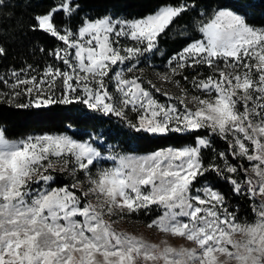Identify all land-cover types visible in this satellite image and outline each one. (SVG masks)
Instances as JSON below:
<instances>
[{
	"label": "snow or ice",
	"instance_id": "6c2138e0",
	"mask_svg": "<svg viewBox=\"0 0 264 264\" xmlns=\"http://www.w3.org/2000/svg\"><path fill=\"white\" fill-rule=\"evenodd\" d=\"M20 2L0 0V18L13 21ZM252 4L161 0L128 17L85 12L81 0H22L32 11L0 27V59L6 41L27 40L42 63L20 57L0 72V106H78L137 138L191 142L124 152L100 135L8 138L0 127V264H264V25L250 22ZM170 29L185 42L154 64ZM210 174L231 195L201 183ZM141 214L158 239L119 227Z\"/></svg>",
	"mask_w": 264,
	"mask_h": 264
},
{
	"label": "trees",
	"instance_id": "16d2710c",
	"mask_svg": "<svg viewBox=\"0 0 264 264\" xmlns=\"http://www.w3.org/2000/svg\"><path fill=\"white\" fill-rule=\"evenodd\" d=\"M50 0H40V7H47ZM161 0H81L85 12L99 14L106 8H112L113 11L128 17L141 16L149 12L160 4ZM207 2V0H202ZM241 9L244 6H239ZM40 10V9H37ZM32 9H26L22 5V0L15 8V19L11 22L0 18V27L9 29L10 23L15 26L17 22H27ZM250 22L256 25H264V0H253L252 6L248 9ZM62 19L60 15L56 16V21ZM190 19V14H185L177 21V24H183ZM73 25L76 20L72 21ZM191 34V32H190ZM19 35V33H16ZM35 38L45 47H53L55 41L40 33L29 34V39ZM9 46V56L0 59V72L5 71L9 65L20 66V57H26L30 63H42L39 53L33 58L30 55L28 41L25 40L24 46L20 47L16 43L6 41ZM184 38H179L175 30L170 29L167 35H162L159 39V48L163 49V57L167 58L178 51L184 44ZM91 117V118H87ZM85 116L83 110L78 106H54L51 109L44 110H17L8 106H0V127H3L8 138H18L28 134L42 132H56L67 130L69 134H75L77 137L87 138L88 134L100 135L101 141L105 143V148L109 145L115 146L116 151L124 152H149L159 147L168 145L179 146L190 143L191 138L179 134H171L167 137H143L137 138L136 134L129 132L120 122L114 118H96V114L88 113ZM218 146L223 145L218 142ZM207 155V153H206ZM205 181L217 185L222 191L231 195L230 188L223 181H220L214 174L205 177ZM233 204L239 205L241 214L249 211L246 200L233 199Z\"/></svg>",
	"mask_w": 264,
	"mask_h": 264
},
{
	"label": "rangeland",
	"instance_id": "374dc122",
	"mask_svg": "<svg viewBox=\"0 0 264 264\" xmlns=\"http://www.w3.org/2000/svg\"><path fill=\"white\" fill-rule=\"evenodd\" d=\"M150 59L154 64H160L164 59H166L163 57V49L159 48V51L156 53V55L154 57H150ZM146 72L149 76H151V69L146 68ZM130 219L131 222L122 223L119 225V227L137 235L143 234L145 237L153 240L158 239V237L155 235L154 230H149L145 227V222L149 219V217H145L143 214H141L139 217L133 216ZM173 243L179 245L180 243H182V241L176 240L173 241Z\"/></svg>",
	"mask_w": 264,
	"mask_h": 264
}]
</instances>
